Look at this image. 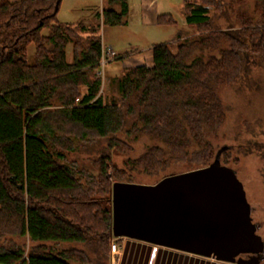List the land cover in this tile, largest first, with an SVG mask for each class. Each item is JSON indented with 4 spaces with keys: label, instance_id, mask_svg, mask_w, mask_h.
<instances>
[{
    "label": "trees",
    "instance_id": "trees-1",
    "mask_svg": "<svg viewBox=\"0 0 264 264\" xmlns=\"http://www.w3.org/2000/svg\"><path fill=\"white\" fill-rule=\"evenodd\" d=\"M58 1L0 0V264H91L84 249L57 250L48 242L96 243L110 251V179L135 178L126 171L106 176L111 157H102L105 184L100 187L68 161L66 153L75 150L76 139H106L116 147L120 135L130 136L132 128L147 132L158 143L139 163L160 172L167 166L166 154L190 156L188 148L206 142L205 134L221 125L225 108L219 87L242 82L253 66L264 68V0H253V13L242 10L250 0H183L185 21L199 27L200 35L183 40L178 35L176 51L170 44L154 46L151 65L128 67L114 79L121 103L106 102L97 74L103 48L100 21L124 24L129 0H103L95 21L79 30L58 21ZM212 8L227 17L234 13V22L226 29L215 26ZM158 23L176 21L161 14ZM31 43L33 62L26 54ZM69 43L72 62L66 55ZM54 106L59 109L48 110ZM200 150L188 170L211 163L210 146ZM101 190L109 194L104 202L95 197Z\"/></svg>",
    "mask_w": 264,
    "mask_h": 264
},
{
    "label": "rangeland",
    "instance_id": "rangeland-1",
    "mask_svg": "<svg viewBox=\"0 0 264 264\" xmlns=\"http://www.w3.org/2000/svg\"><path fill=\"white\" fill-rule=\"evenodd\" d=\"M193 1L201 2L202 0ZM139 2V0H129L130 12L122 25H104L100 21L99 35L102 40V51L112 46L117 53L104 66L100 62L101 66L97 70V74L102 78L99 94L106 102L121 103V94L114 79L121 76L129 66L140 63L137 62L138 56L149 55L143 63L151 65L152 57H150V54L154 46L170 44L173 51H176L177 40L179 42L178 35H183L182 40L185 38L193 39L200 35L199 27L188 25L185 21L187 9L185 10L183 0H159L160 12L172 14L176 21L175 25L145 24L142 20ZM234 7L236 10L241 8L238 4ZM253 8V0L242 6V10L249 13H253ZM102 9L103 0H62L57 19L62 23L77 25L78 28L82 24L87 25L95 21L96 12ZM211 15L214 19V25L223 29L228 28L235 19L234 13L230 12L229 19V16H225L220 11L217 12L214 8H212ZM48 31L49 29L46 28L42 32L46 35ZM83 39L85 38L83 37ZM34 53L35 46L31 43L26 50L29 62H33ZM212 53L218 54V51ZM202 54L208 57L210 52ZM66 55L67 61L72 62L73 44L69 43L66 46ZM79 90L81 93H86L87 88L80 87ZM218 93L225 108V118L221 125L205 134L206 142L203 141L202 144L198 145L193 144L188 148V154L191 157L186 156L182 159H176L166 154L165 157L168 159V163L165 169L160 172L159 170L153 172L145 170L143 165L139 163L149 147L158 143L157 139L147 132L138 133L134 128L131 129L132 134L130 136L125 133L120 135L121 142L117 139L120 143L116 147L106 139L94 138L87 141L76 139L75 150L66 153L67 159L69 162H76L80 169H84L89 175H92L97 185L101 182L100 187L105 184L102 182L101 158L105 157L106 159L109 156L111 157V163L107 168L106 176H111L116 171H126L128 174L133 175L135 178L134 183L154 184L155 181L161 180L171 173L189 171L188 168L192 166L189 160L192 159L194 152L210 146L212 149L210 162L214 161L215 155H219L222 164L234 168L239 179L243 182L248 201L253 209L252 217L257 225V232L264 239V68L260 66L251 67L242 82L233 86H221ZM57 109H59V106L50 107L48 110L55 111ZM122 140H125L126 143L124 144ZM131 161L135 164L133 165ZM110 181L113 184L112 178ZM83 182H85V179H83ZM124 182L128 181L124 180ZM108 196L109 194L106 195L101 190L100 194H96L95 197L103 198L104 202ZM112 239L111 237L109 242L110 251L109 246L108 251H103L100 245L96 243L87 246L77 243H59L56 245L48 242V245L56 246L57 250L72 247L84 249L86 254L90 256L91 264H98V261L101 264H113ZM116 242L123 248L125 239L117 238ZM26 244L28 250L30 248L28 240H26ZM244 257L248 258V256ZM119 259L120 254L116 255L115 264H119ZM211 259L218 264H222L221 261L215 258ZM260 264H264V258L260 261Z\"/></svg>",
    "mask_w": 264,
    "mask_h": 264
},
{
    "label": "water",
    "instance_id": "water-1",
    "mask_svg": "<svg viewBox=\"0 0 264 264\" xmlns=\"http://www.w3.org/2000/svg\"><path fill=\"white\" fill-rule=\"evenodd\" d=\"M252 211L236 170L223 165L219 155L208 166L154 184L116 181L112 186L114 237L222 262L260 264L264 258Z\"/></svg>",
    "mask_w": 264,
    "mask_h": 264
},
{
    "label": "crops",
    "instance_id": "crops-1",
    "mask_svg": "<svg viewBox=\"0 0 264 264\" xmlns=\"http://www.w3.org/2000/svg\"><path fill=\"white\" fill-rule=\"evenodd\" d=\"M139 1H140L139 5L141 7L142 20L145 24L161 25L158 23L159 16L161 14H170V13L160 12L159 0H139ZM110 48L113 49L112 46H110ZM148 57L149 55L138 56L137 62H140L138 64H144L143 62L146 61ZM150 57H152V52L150 54ZM135 65L133 64L131 66H135ZM121 238L125 239V244L122 249V253L120 254V259L118 262L119 264H218L212 261L211 258H207L171 248H166L131 238H126V237H121ZM227 263L228 262L225 263L222 262V264H227Z\"/></svg>",
    "mask_w": 264,
    "mask_h": 264
},
{
    "label": "built area",
    "instance_id": "built-area-1",
    "mask_svg": "<svg viewBox=\"0 0 264 264\" xmlns=\"http://www.w3.org/2000/svg\"><path fill=\"white\" fill-rule=\"evenodd\" d=\"M117 53L110 47H107L105 48L103 51H102V64L103 66L109 62L113 56H116ZM112 242H111V254H112V263L115 264V257L116 255H119L122 253V246H120L117 242H116V239L118 237H112Z\"/></svg>",
    "mask_w": 264,
    "mask_h": 264
}]
</instances>
